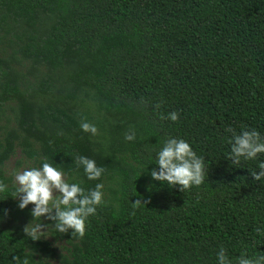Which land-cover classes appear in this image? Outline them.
Wrapping results in <instances>:
<instances>
[{"label": "trees", "instance_id": "1", "mask_svg": "<svg viewBox=\"0 0 264 264\" xmlns=\"http://www.w3.org/2000/svg\"><path fill=\"white\" fill-rule=\"evenodd\" d=\"M171 112L177 121L161 119ZM229 128L264 138V0H0V264H218L221 247L233 264L264 255V177L250 174L264 153L233 166ZM169 138L204 158L203 184L181 192L152 179ZM16 149L86 191L104 185L83 238L26 237L32 204L19 209L3 169ZM78 155L105 169L99 180ZM137 199L150 202L134 209Z\"/></svg>", "mask_w": 264, "mask_h": 264}, {"label": "clouds", "instance_id": "2", "mask_svg": "<svg viewBox=\"0 0 264 264\" xmlns=\"http://www.w3.org/2000/svg\"><path fill=\"white\" fill-rule=\"evenodd\" d=\"M161 119L175 122L179 119V114L171 112L168 117L161 116ZM80 127L82 131L92 136L99 135L98 128L94 124L82 120ZM228 131L233 133L228 159L236 168L241 167L242 161L253 160L258 154L264 153V138L256 129L243 130L239 134L231 128ZM135 138L134 129L125 133L126 140L133 141ZM74 163L77 168H83L89 180H99L105 171L103 167H98L93 159L86 156H76ZM156 164L158 171L156 169L151 171L152 179L166 183L169 187H178L181 192L205 182L204 158L198 157L184 139H167L158 152ZM259 169L258 172L250 173L253 182L260 181L264 177V163H260ZM13 177L15 191L12 198L18 199L19 209L23 210L29 204L34 205L31 210L32 220L23 228L26 237L32 241L49 238L50 229L60 234H66L71 230L72 237L83 238L87 219L95 215L97 208L105 203L102 183H97L94 189L86 191L78 183H69L65 173L47 161L42 162L40 167L14 170ZM6 189L7 185L0 182V192ZM148 202L150 201L142 202L141 199H137L132 206L135 209L146 206ZM42 217L52 223H43ZM255 231L260 233L261 229L257 228ZM12 260L14 264H29L27 257L21 261L19 256H13ZM217 262L233 264L223 247L217 253ZM237 264H264V255L248 257L246 254H241Z\"/></svg>", "mask_w": 264, "mask_h": 264}, {"label": "rangeland", "instance_id": "3", "mask_svg": "<svg viewBox=\"0 0 264 264\" xmlns=\"http://www.w3.org/2000/svg\"><path fill=\"white\" fill-rule=\"evenodd\" d=\"M17 161H19L20 163L17 164ZM25 167H35V165L32 163V161L24 158L19 153L18 149L15 150L14 154L7 161H5L4 165H3V169H4L5 173L7 175L12 174L13 183H14L13 171L14 170H22ZM31 206H32V208H34V205H31ZM47 239L50 240V237ZM62 246H63L62 242H58V243L54 242L53 243V247H55L57 252H60V253H64Z\"/></svg>", "mask_w": 264, "mask_h": 264}]
</instances>
